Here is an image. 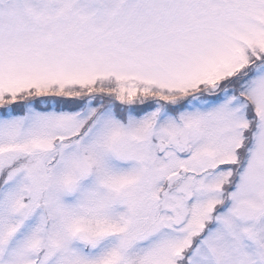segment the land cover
Returning a JSON list of instances; mask_svg holds the SVG:
<instances>
[{
    "label": "rangeland",
    "instance_id": "rangeland-1",
    "mask_svg": "<svg viewBox=\"0 0 264 264\" xmlns=\"http://www.w3.org/2000/svg\"><path fill=\"white\" fill-rule=\"evenodd\" d=\"M0 264H264V0H0Z\"/></svg>",
    "mask_w": 264,
    "mask_h": 264
},
{
    "label": "trees",
    "instance_id": "trees-1",
    "mask_svg": "<svg viewBox=\"0 0 264 264\" xmlns=\"http://www.w3.org/2000/svg\"><path fill=\"white\" fill-rule=\"evenodd\" d=\"M223 86V85H222ZM221 86V87H222ZM24 100V99H23ZM36 101L39 103V101L36 99ZM13 102V101H12ZM36 102V103H37ZM58 102V104H61V105H65V106H73V104H75V103H71V102H68L67 100H59V101H57ZM40 104V103H39ZM46 105H48V104H46ZM150 106V105H149ZM14 109V111H17L18 112V108H16V107H13ZM144 108V107H143ZM148 108H150V107H148ZM173 110V108H171V111ZM174 111H175V108H174Z\"/></svg>",
    "mask_w": 264,
    "mask_h": 264
}]
</instances>
